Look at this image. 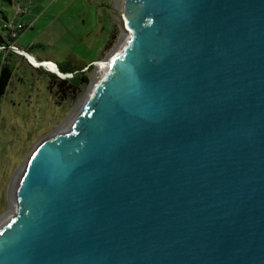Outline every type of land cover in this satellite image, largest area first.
Instances as JSON below:
<instances>
[{
	"label": "water",
	"instance_id": "water-1",
	"mask_svg": "<svg viewBox=\"0 0 264 264\" xmlns=\"http://www.w3.org/2000/svg\"><path fill=\"white\" fill-rule=\"evenodd\" d=\"M115 11L119 50L10 185L0 264H264V0Z\"/></svg>",
	"mask_w": 264,
	"mask_h": 264
},
{
	"label": "rangeland",
	"instance_id": "rangeland-1",
	"mask_svg": "<svg viewBox=\"0 0 264 264\" xmlns=\"http://www.w3.org/2000/svg\"><path fill=\"white\" fill-rule=\"evenodd\" d=\"M115 2L0 0V35L6 33L2 28L5 18L15 20L17 11L22 8L25 13L19 14L17 19L22 17L27 22V28L15 40L16 46L23 50L7 47L15 51L7 57L13 70L6 92L0 97V225L12 214L8 190L33 148L69 122L83 104L81 101L93 78H99L95 62H88L102 58L105 37L113 28L115 37L106 48L107 53L121 44L123 30L115 16ZM28 50L36 59L52 58L57 64L69 61L91 66L86 70L83 66L74 77L71 72L63 75L57 66V70L37 68L39 61ZM51 72L56 77H51ZM82 74L87 75V83L75 77ZM57 78H66L79 89L65 90L66 94L60 92Z\"/></svg>",
	"mask_w": 264,
	"mask_h": 264
},
{
	"label": "trees",
	"instance_id": "trees-1",
	"mask_svg": "<svg viewBox=\"0 0 264 264\" xmlns=\"http://www.w3.org/2000/svg\"><path fill=\"white\" fill-rule=\"evenodd\" d=\"M7 21H8V19L5 18V22H7ZM2 28L6 32V28H4V26ZM21 32H18L15 37L10 36L8 34V32H6L4 36L0 35V97H3L5 92H6V89H7L8 83H9V79L11 77L12 70H13V66L10 63H8L9 60L7 57L13 55V53H15V51L14 50L9 51V50H7V47L10 44L9 42H15V40L21 34ZM114 37H115V34L112 33L111 37L109 38V40L107 41V43L105 45L106 48H108L111 45L112 39ZM39 61H42V60H39ZM37 68H40V67H37ZM57 68L62 73L71 72L72 73L71 77H74V74H76L77 71L79 69H82L83 67L76 68L75 66L71 65V63L69 61H64L62 63H58ZM49 74L51 77H56L53 72H51ZM75 77H80V80L82 83H87V81H88V77L86 74H82L81 76H75ZM57 80H58L57 89L60 92H64L66 94L65 90L68 91V89H69L72 92V90L77 91L79 89L78 86L72 84L71 82L66 81V78H62V79L57 78Z\"/></svg>",
	"mask_w": 264,
	"mask_h": 264
},
{
	"label": "bare ground",
	"instance_id": "bare-ground-1",
	"mask_svg": "<svg viewBox=\"0 0 264 264\" xmlns=\"http://www.w3.org/2000/svg\"><path fill=\"white\" fill-rule=\"evenodd\" d=\"M125 37H126V33L123 35V40H122V42L124 41V39H125ZM122 42H121V44H122ZM121 44H119V46H118V48H116L115 49V51L113 52V54H115L118 50H119V48H120V46H121ZM30 58H31V56H30ZM31 60H33L32 58H31ZM105 61V60H104ZM107 62L108 61H105V62H97L96 63V72H98L100 75L102 74V72H103V70H104V68H105V66H106V64H107ZM40 65H43L45 68H47V69H49V70H57V68H56V65L54 64V63H52V62H49V61H43V63L42 64H39V66ZM59 74V73H58ZM61 74H63V73H61ZM64 75V74H63ZM100 77V76H99ZM97 79L98 78H96V77H94L93 78V80H92V82H91V85H90V88H89V90H88V93L85 95V97L82 99V101H81V103L83 102H85L86 100H88V98L91 96V89H92V87H93V85H94V83L97 81ZM68 123V122H67ZM66 123V124H67ZM66 124H64L62 127H61V129L66 125ZM60 130V129H59ZM59 130L57 131V133L59 132ZM56 133V132H55ZM19 173V172H18ZM18 173H17V175H18ZM15 178V177H14ZM10 213H12V210L10 211Z\"/></svg>",
	"mask_w": 264,
	"mask_h": 264
},
{
	"label": "crops",
	"instance_id": "crops-1",
	"mask_svg": "<svg viewBox=\"0 0 264 264\" xmlns=\"http://www.w3.org/2000/svg\"><path fill=\"white\" fill-rule=\"evenodd\" d=\"M22 6H20V8H21ZM21 13H25L24 12V9L22 8L21 10H18L17 11V13H16V16H15V21H17V22H21V23H23V24H25V25H27V22H25L24 20H23V18L21 17V19L19 18V19H17V16L19 15V14H21ZM14 15H15V13H14ZM116 16V15H115ZM100 24H101V22H100ZM103 27V26H102ZM104 28V27H103ZM115 32V28H113L108 34H107V36L105 37V43H104V46H103V54H102V58H98V59H93V60H90L88 63H91V62H99V61H101V60H104L103 58L108 54L107 53V49H106V47H105V45H106V43H107V41L109 40V38L111 37V34L112 33H114ZM15 44H16V42H15ZM17 45V44H16ZM33 46V44L31 45V47ZM28 52H29V50H28ZM29 54L35 59V60H37V61H39V60H42V61H49V62H54V63H56V66H57V62H55L52 58H40V59H36L30 52H29ZM79 63V62H78ZM88 63H86V64H73V63H71V64H73V66L75 65V67L76 68H81V67H83V66H86ZM77 65H80V66H77Z\"/></svg>",
	"mask_w": 264,
	"mask_h": 264
},
{
	"label": "built area",
	"instance_id": "built-area-1",
	"mask_svg": "<svg viewBox=\"0 0 264 264\" xmlns=\"http://www.w3.org/2000/svg\"><path fill=\"white\" fill-rule=\"evenodd\" d=\"M3 26H4V28H6V32H8V34L12 37H15L18 32H21L25 28H27V25H25L21 22H17L15 20H8L7 22H5L3 24ZM29 27H30V25H29ZM8 46H11L12 48L17 49V50H21V51L23 50V49L19 48L18 46H16L15 42H11ZM97 62H95V64ZM42 63H43V61H42ZM54 64L56 65V63H54ZM89 66H90V64L85 66L83 69L86 70ZM37 67H40V66H37ZM42 67H44V66H42ZM64 75H68V73H64Z\"/></svg>",
	"mask_w": 264,
	"mask_h": 264
}]
</instances>
